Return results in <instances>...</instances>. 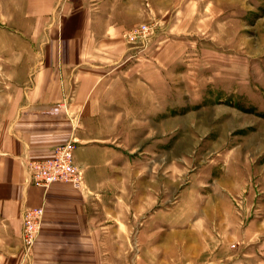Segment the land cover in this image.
<instances>
[{"label":"rangeland","instance_id":"1","mask_svg":"<svg viewBox=\"0 0 264 264\" xmlns=\"http://www.w3.org/2000/svg\"><path fill=\"white\" fill-rule=\"evenodd\" d=\"M133 2L141 15L105 37L118 50L90 67L138 96L119 117L125 162L97 264H264V0ZM24 7L0 0V79H75L43 48L61 39L14 18ZM140 23L149 34L128 42Z\"/></svg>","mask_w":264,"mask_h":264},{"label":"crops","instance_id":"2","mask_svg":"<svg viewBox=\"0 0 264 264\" xmlns=\"http://www.w3.org/2000/svg\"><path fill=\"white\" fill-rule=\"evenodd\" d=\"M18 1L24 12L13 16L29 21L26 34L58 36L60 42L50 39L42 47L64 53L60 63L69 60L77 71L75 79H0V264H97L112 181L125 162L126 128L119 117L134 114L138 96L112 91L116 79H90V67L96 53L118 50L119 44L105 37L118 33L114 26H122L121 18L140 16L141 8L133 0ZM72 137L82 187L29 183L28 161L50 157L57 144ZM32 207H42L43 216L25 255L21 214ZM135 207L143 210L141 202Z\"/></svg>","mask_w":264,"mask_h":264},{"label":"built area","instance_id":"3","mask_svg":"<svg viewBox=\"0 0 264 264\" xmlns=\"http://www.w3.org/2000/svg\"><path fill=\"white\" fill-rule=\"evenodd\" d=\"M149 32L150 26L146 23H140L129 28L123 36L128 42H134L146 38ZM53 111H58V107H54ZM76 146L77 140L72 137L57 144L50 157L28 161L29 183L48 187L51 183L62 182L75 188H81L83 172L74 159ZM42 216V207L25 208L22 211L21 243L25 255L34 246L41 227Z\"/></svg>","mask_w":264,"mask_h":264}]
</instances>
